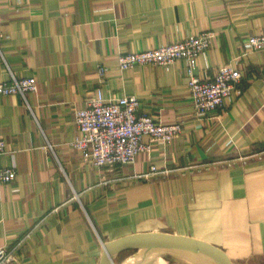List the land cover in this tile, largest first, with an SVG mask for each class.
<instances>
[{
    "label": "crops",
    "instance_id": "obj_1",
    "mask_svg": "<svg viewBox=\"0 0 264 264\" xmlns=\"http://www.w3.org/2000/svg\"><path fill=\"white\" fill-rule=\"evenodd\" d=\"M205 31L213 38L194 74L241 72L214 118L195 113L183 60L119 67L120 55ZM259 35L264 0H0V82H37L26 101L0 95V166L15 171L0 184L11 264H100L104 243L149 232L208 243L231 264H264V47H245ZM97 89L106 100L135 96L139 112L179 122L180 134L132 165L98 168L72 146L75 111ZM152 165L168 172L136 177Z\"/></svg>",
    "mask_w": 264,
    "mask_h": 264
},
{
    "label": "built area",
    "instance_id": "obj_2",
    "mask_svg": "<svg viewBox=\"0 0 264 264\" xmlns=\"http://www.w3.org/2000/svg\"><path fill=\"white\" fill-rule=\"evenodd\" d=\"M212 38L213 32L205 31L149 50L123 54L118 58L119 67L121 70L135 65L168 67L177 60H183L195 113L214 118V114L237 91L241 72L233 65L226 64L207 80H201L194 74L197 58L209 48ZM245 47L247 51L263 48L264 35L250 36ZM98 72L102 75L105 69L99 68ZM36 90L37 82L33 77L11 76L10 81L0 82V95L19 94L24 101L27 92ZM75 123L78 131L72 146L98 168L132 165L139 153L150 152L152 143L168 144L182 130L179 122L164 124L147 113L139 112V102L135 96L106 100L99 89L84 108L75 111ZM143 137H148L147 143L143 142ZM4 152L5 143L0 139V156ZM166 172V168L152 165L146 173L136 177L149 178ZM14 178L12 168L0 166V184L10 183ZM13 262H16L13 250L0 246V264Z\"/></svg>",
    "mask_w": 264,
    "mask_h": 264
},
{
    "label": "water",
    "instance_id": "obj_3",
    "mask_svg": "<svg viewBox=\"0 0 264 264\" xmlns=\"http://www.w3.org/2000/svg\"><path fill=\"white\" fill-rule=\"evenodd\" d=\"M104 253L100 264H113L116 255L134 249L135 264L143 261L145 248L161 253H171L200 260L208 264H231L228 258L214 246L188 237L161 232L135 233L103 244Z\"/></svg>",
    "mask_w": 264,
    "mask_h": 264
},
{
    "label": "rangeland",
    "instance_id": "obj_4",
    "mask_svg": "<svg viewBox=\"0 0 264 264\" xmlns=\"http://www.w3.org/2000/svg\"><path fill=\"white\" fill-rule=\"evenodd\" d=\"M149 178H151V177H149ZM160 254L162 256H160ZM132 255L126 261L129 262V261H132L136 258V257H134V254H132ZM180 256L181 255H178V254H165V253L163 254V253H158V252H150L147 254V259H151V260L156 261V262H153L152 264H188L185 261L178 259ZM262 263H264V261H262ZM146 264H150V263H146Z\"/></svg>",
    "mask_w": 264,
    "mask_h": 264
},
{
    "label": "bare ground",
    "instance_id": "obj_5",
    "mask_svg": "<svg viewBox=\"0 0 264 264\" xmlns=\"http://www.w3.org/2000/svg\"><path fill=\"white\" fill-rule=\"evenodd\" d=\"M147 251L161 253V252H159L157 250H154V249L145 248V250H144V256H143V261L140 264H144V263L145 264L146 263L152 264L153 262H156L154 260L147 259V253H146ZM165 254H171V253H165ZM160 256H162V255L160 254ZM178 259L183 260V261H185L188 264H208L206 262H203V261H200V260H196V259H191V258H188V257H185V256L184 257L183 256H180ZM135 262H136V258L134 260H132V261L127 262L126 264H135Z\"/></svg>",
    "mask_w": 264,
    "mask_h": 264
},
{
    "label": "trees",
    "instance_id": "obj_6",
    "mask_svg": "<svg viewBox=\"0 0 264 264\" xmlns=\"http://www.w3.org/2000/svg\"><path fill=\"white\" fill-rule=\"evenodd\" d=\"M151 251H147L146 253L148 254V253H150Z\"/></svg>",
    "mask_w": 264,
    "mask_h": 264
}]
</instances>
